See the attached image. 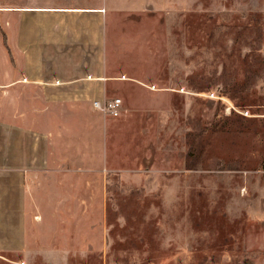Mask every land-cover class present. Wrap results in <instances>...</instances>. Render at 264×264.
Here are the masks:
<instances>
[{"label":"rangeland","instance_id":"374dc122","mask_svg":"<svg viewBox=\"0 0 264 264\" xmlns=\"http://www.w3.org/2000/svg\"><path fill=\"white\" fill-rule=\"evenodd\" d=\"M0 27V264H264V0H0Z\"/></svg>","mask_w":264,"mask_h":264},{"label":"crops","instance_id":"0c3cea01","mask_svg":"<svg viewBox=\"0 0 264 264\" xmlns=\"http://www.w3.org/2000/svg\"><path fill=\"white\" fill-rule=\"evenodd\" d=\"M23 11H25V9H23V10H17V30L19 31V29L20 30H24V28H25V24H26V20H25V18H24V12ZM0 33L2 34V38H3V42H4V45H5V48H6V51H7V53H8V56H9V51H8V47H7V44H6V41H5V38H4V34L3 33H5L4 32V30L0 27ZM6 35V34H5ZM9 58L11 59V57L9 56ZM10 66V65H9ZM12 71H11V69L9 68L8 70H6V73L4 74V76H3V81L0 83V85H6V86H9V85H11L12 83H13V81H10V80H13L12 79ZM13 78H14V76H13ZM25 78H27V79H25ZM17 81V83L18 84H24L26 81H28L29 82V80L30 81H37V80H31V79H29V77L27 76L26 77V75H24L23 73H21L20 74V76L16 79ZM11 83V84H10ZM0 95H2V93L0 92ZM24 117L22 118V123H24ZM24 162L22 161V163H21V165L19 166V170H20V173L21 174H24Z\"/></svg>","mask_w":264,"mask_h":264},{"label":"built area","instance_id":"2783aa9c","mask_svg":"<svg viewBox=\"0 0 264 264\" xmlns=\"http://www.w3.org/2000/svg\"><path fill=\"white\" fill-rule=\"evenodd\" d=\"M92 104L102 114L110 117H119L124 110L122 99L119 97L94 98Z\"/></svg>","mask_w":264,"mask_h":264},{"label":"trees","instance_id":"16d2710c","mask_svg":"<svg viewBox=\"0 0 264 264\" xmlns=\"http://www.w3.org/2000/svg\"><path fill=\"white\" fill-rule=\"evenodd\" d=\"M4 34V38H5V41H6V35H5V33H3ZM256 44H259V41H257L256 42ZM256 44H254V45H256ZM8 47V46H7ZM254 47V46H253ZM257 48V47H256Z\"/></svg>","mask_w":264,"mask_h":264}]
</instances>
